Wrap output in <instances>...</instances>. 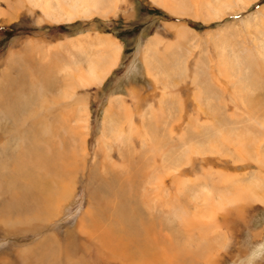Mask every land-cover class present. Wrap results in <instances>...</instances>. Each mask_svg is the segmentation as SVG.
<instances>
[{
	"label": "rangeland",
	"instance_id": "374dc122",
	"mask_svg": "<svg viewBox=\"0 0 264 264\" xmlns=\"http://www.w3.org/2000/svg\"><path fill=\"white\" fill-rule=\"evenodd\" d=\"M41 1L0 0V164L6 138L36 127L32 163L57 156L67 188L38 215L9 203L0 170V264H143L105 229L114 193L106 223L84 231L108 182L149 222L140 243L160 258L148 264H264V0H229L220 19L214 0H101L69 22ZM98 35L119 40L117 63L73 85L67 66H86L75 46ZM53 81L75 86L64 106L43 90ZM29 93L27 115L11 120L10 99Z\"/></svg>",
	"mask_w": 264,
	"mask_h": 264
},
{
	"label": "bare ground",
	"instance_id": "6f19581e",
	"mask_svg": "<svg viewBox=\"0 0 264 264\" xmlns=\"http://www.w3.org/2000/svg\"><path fill=\"white\" fill-rule=\"evenodd\" d=\"M52 1H54L55 3ZM100 1L101 0H66V2L68 3V7H64L59 4V0H48L50 4L48 3V6L46 7L49 10H53L55 12V18H54L55 21L69 22L70 20L72 21V18L74 19L76 15H79L81 13L88 14V12H90L92 9L94 8L97 9V7H99L100 5L102 6V3L100 4ZM228 1L229 0H214V2L210 1V4L214 6L213 16L215 18L217 19L222 18L226 14L225 11L231 8V4H229ZM236 1L240 2L241 6L240 4L239 6L241 8L246 9L250 6L252 0H245L246 2L245 1L242 2L243 0H236ZM41 2L44 1L42 0ZM230 12L232 13V10L228 11L227 13ZM75 19H77V16ZM82 38L85 39L86 41L89 40V42L91 40L90 39L91 36L89 34L82 35ZM94 38H96L94 40L95 43L92 45L91 44L87 45L85 42L79 40L77 45L75 46L76 49L78 48L77 50L81 51V53L85 56L84 60L86 66L83 65L85 68H83V66L80 65L81 63H83L82 62L83 60L79 61L78 59L72 60L73 63L70 64L71 66L68 65L66 68L67 70L66 77H68V79L73 81V85L75 83L76 86L78 87L81 86V84L84 82L86 83L101 82L110 72L112 67L115 66V64L117 63L118 56H120V53L122 51V46L119 40L117 39L116 41L112 38H109L108 36H106L105 38L107 39H105L104 37H101L99 35ZM92 49L93 51L91 52ZM82 69H84L85 71H83ZM68 81L69 80H67V82ZM54 82L55 81L49 83L45 82V85L42 86L43 90H47L46 92L54 91L55 95L58 96L55 99L56 104L64 106L62 101L67 100L68 97L71 98L72 96H74L75 94L74 92L76 90L75 86L71 85V87L69 88L67 87L68 85L65 86L64 84H56ZM11 91H13V89ZM21 92L23 93V91ZM40 95L42 96V91L40 92ZM34 98H35V93H33L32 95L29 93L25 96L19 94L14 96V98L10 99L9 107L7 106L6 108L7 114L10 117V119L13 121H18L21 116L25 117L27 115L28 109L31 106L30 104L29 105L27 104L30 99H32V101L37 99ZM40 110L43 111L46 110V112L49 111L44 108L43 104ZM50 114H52V112H50ZM82 117L83 116L80 117L79 114L77 121L80 122ZM40 123L41 121L38 118L36 125ZM35 128L36 127L28 129L27 132L30 133V131L34 130ZM18 131H19L18 133H20V130ZM22 132L24 134L23 133L21 134V137L19 138L20 139L19 142L17 141L18 137L13 136L12 134L13 132H12L11 133L12 137L6 138L8 143L5 142V145L2 146V150L4 152L3 154L4 157L7 159V161H5L4 159L3 163L0 164V170L2 169V171H4V177L8 175L10 176V174L12 176V177L10 176L11 178L8 176L9 178L5 180L6 183L3 184L2 188L4 189L5 192L10 191L9 194L11 193L10 195L11 197L14 198V201L12 200L9 203L10 204L13 203V207L15 206L16 209L27 210V211L31 210L32 208H36L35 211H38V215H40L41 212L50 210V208L54 204H56L61 198H63L62 197L63 192L67 188V184L64 181H61V183H59V174L61 176H65V172L61 167H59L56 164L57 161L54 163V160H57L58 158L57 156L54 157L53 154H50V157H48L47 159H45V161H43L44 163H37L38 166L44 167L45 173L36 171V169H38L36 168L37 164L35 163L34 166V163H32V156L35 155H33L32 152H29V150L31 148H36L35 135L37 136L41 131L31 132L34 138L32 136L26 137L25 135V133L27 134L26 131L25 132L22 131ZM256 138L257 137L255 136L254 139ZM30 141L33 143H30ZM21 142L24 144H21ZM32 150L34 151L35 149ZM16 152H18L19 154ZM25 159H27L26 162ZM159 180L160 179H158V181ZM161 184L162 183L158 182L156 189L160 190ZM1 186L2 184L0 183V189ZM126 191H127L126 188L123 189V187H119L115 189L114 184L111 182H108L107 185L103 184L102 191L99 192V194L95 195L96 197L95 206H94L95 208L93 209L92 212L93 216L90 218L91 221L90 226L84 229V231L90 232L92 228L95 229L99 227L98 225L100 223L103 224L106 223L108 219H107V211H105V208L106 209L109 208L110 193H114L115 199H117L118 202L116 203V205L113 204L110 207L109 211L113 212L112 216L116 217V221L115 224L112 223V225H107L105 229L112 235L113 238L119 239V241L122 240L121 238L123 239L125 238V240L120 242L124 243L125 245L124 247L128 248V250L127 249L126 250L128 251L127 257L129 259L133 261L137 260L139 263L141 262L143 264H148L149 258L154 260L153 258L155 257L156 258L155 261H157L160 258V253L158 252V250L156 251L157 247H154L151 241L140 243V239L143 238L144 236V231L148 230L149 222L148 221L146 222L147 219L145 220V218H143L142 215L138 214L139 212L136 207H132V205L134 206L135 203L132 202L133 198L127 196ZM156 199L160 200V197L157 198L156 196ZM260 200L264 202V197L261 198ZM68 252H67V256H70ZM81 264H89V261L82 260Z\"/></svg>",
	"mask_w": 264,
	"mask_h": 264
}]
</instances>
